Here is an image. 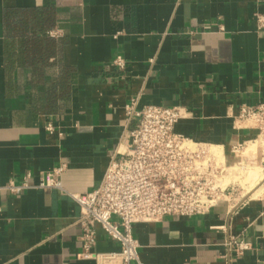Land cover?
Returning <instances> with one entry per match:
<instances>
[{
  "label": "crops",
  "instance_id": "0c3cea01",
  "mask_svg": "<svg viewBox=\"0 0 264 264\" xmlns=\"http://www.w3.org/2000/svg\"><path fill=\"white\" fill-rule=\"evenodd\" d=\"M257 13L264 0H0V264H97L80 257L72 196L95 190L121 150L131 99L184 109L175 133L239 164L232 149L257 135L235 117L264 103ZM59 166L61 189L40 187ZM9 183L27 188L13 194ZM229 183L232 205L135 224L141 264H264V190L252 198ZM95 233L96 253L119 251ZM228 236L251 249L228 261Z\"/></svg>",
  "mask_w": 264,
  "mask_h": 264
},
{
  "label": "built area",
  "instance_id": "2783aa9c",
  "mask_svg": "<svg viewBox=\"0 0 264 264\" xmlns=\"http://www.w3.org/2000/svg\"><path fill=\"white\" fill-rule=\"evenodd\" d=\"M254 17L256 31L264 33V15ZM112 66L124 70L126 62L116 57ZM124 114L133 128L124 137L121 150L110 159L99 186L84 196H72L80 208V257L97 264H141L133 237L135 224L157 223L167 216H203L215 207L229 206L236 192L233 184L225 183L226 166L219 164L220 156L210 145L175 133L176 124L187 117L184 109L138 108L137 99H131ZM235 121L254 130L257 141L264 144V103L242 105ZM46 130L53 133L54 128L47 124ZM241 149L235 146L232 153ZM63 171L64 166H59L46 173L39 186L61 189ZM25 188V183L7 185L13 194ZM96 226L119 246L117 253L94 251ZM224 246L228 261L251 249V244L238 236H228Z\"/></svg>",
  "mask_w": 264,
  "mask_h": 264
},
{
  "label": "rangeland",
  "instance_id": "374dc122",
  "mask_svg": "<svg viewBox=\"0 0 264 264\" xmlns=\"http://www.w3.org/2000/svg\"><path fill=\"white\" fill-rule=\"evenodd\" d=\"M255 144V146L249 145L244 151L236 154L237 157H240L239 164L233 165L229 168L223 161L221 163L223 166H226L227 169L225 183H228L230 180H234L235 184H237L238 187L240 186V188H243L242 192L244 193L253 191V189L264 183V171L261 170V163H264V144H261L260 141H257ZM211 150H214L213 153L215 152L216 155L220 154L215 151L214 147H211ZM256 168H259L260 170H256ZM254 171H256V174ZM229 174H232V179H230ZM252 174L254 176H252ZM255 175L257 176V178ZM257 179L258 184H255ZM258 196L259 194L253 198H256ZM234 202L235 199L233 198L229 205H232Z\"/></svg>",
  "mask_w": 264,
  "mask_h": 264
},
{
  "label": "bare ground",
  "instance_id": "6f19581e",
  "mask_svg": "<svg viewBox=\"0 0 264 264\" xmlns=\"http://www.w3.org/2000/svg\"><path fill=\"white\" fill-rule=\"evenodd\" d=\"M252 146V145H251ZM214 151V150H213ZM215 153V152H214ZM256 170H257V168H256ZM252 172V171H251ZM255 172V174H256V171H254ZM253 172V173H254ZM258 175V174H257ZM250 176V175H249ZM252 176H254L253 174H252ZM256 176V175H255ZM256 178H257V176H256ZM255 178V179H256ZM258 179H260V178H258ZM258 179H257V181H256V183L255 184H258ZM256 187V186H255ZM263 190H264V183L263 184H260L258 187H256L255 189H253V191H252V198L253 197H255V196H257L260 192H263ZM251 199V198H250Z\"/></svg>",
  "mask_w": 264,
  "mask_h": 264
}]
</instances>
